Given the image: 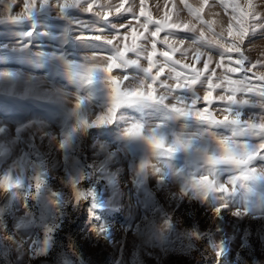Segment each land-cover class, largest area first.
I'll list each match as a JSON object with an SVG mask.
<instances>
[{
  "label": "snow or ice",
  "instance_id": "1",
  "mask_svg": "<svg viewBox=\"0 0 264 264\" xmlns=\"http://www.w3.org/2000/svg\"><path fill=\"white\" fill-rule=\"evenodd\" d=\"M217 7L220 12L213 11ZM156 8L162 11L159 17L148 9L146 0L138 4L133 0H0V22L32 20L45 10H54L65 21L63 30L52 36L58 43L37 53L60 62L79 85L68 110L74 123L61 133V149L90 128L120 124L125 140L139 141L146 149L136 170L138 182L148 174L161 181L182 174L181 195L201 201L264 182V51L256 57L248 55L257 35L253 25L264 23V0H198L195 4L181 0L179 9L165 0ZM76 12L87 13L90 19ZM181 12L190 20H181ZM219 17L223 19L218 25ZM25 35L32 36L33 31ZM81 44L90 51L73 58L68 46ZM177 54L188 62L177 59ZM18 78L19 73L0 69V81ZM98 90L106 95L99 110L93 111ZM130 109L139 115H126ZM178 154L187 157L182 169L173 164ZM43 167L32 165L26 196L33 191V181L35 197L47 187L48 173L37 174ZM19 168L0 173V191L24 187V166ZM86 179L68 178L71 202L74 206L89 203L90 219L99 220L95 209L103 204L97 202L94 188L84 186ZM51 197L58 207L65 203L60 193L52 192ZM226 207L217 203L213 211L219 214ZM248 211L237 208L234 214ZM57 227L46 228L36 256L48 254ZM172 227L169 217L163 228ZM91 231L107 238L111 229L101 222L94 223ZM190 235L200 237L195 231ZM223 254L221 246L217 258Z\"/></svg>",
  "mask_w": 264,
  "mask_h": 264
},
{
  "label": "rangeland",
  "instance_id": "2",
  "mask_svg": "<svg viewBox=\"0 0 264 264\" xmlns=\"http://www.w3.org/2000/svg\"><path fill=\"white\" fill-rule=\"evenodd\" d=\"M171 2L179 9L181 0ZM164 3L146 0L155 17L162 15L156 5ZM169 11L175 18L171 6ZM74 14L90 19L87 13ZM180 19L190 17L181 12ZM222 19L217 18L218 25ZM64 26V19L54 10L20 23L0 22V69L19 73L16 80L0 81V127L4 128L0 132V173L13 168L19 171L22 164L25 177L21 189L0 191V264H264V182L237 187L207 201L181 195L182 174L163 181L148 174L138 182L136 170L146 149L139 141L125 140L120 124L90 128L77 134L66 149L59 147L61 133L74 123L68 110L79 85L60 62L37 53L51 50L58 43L52 36ZM30 30L33 35H25ZM253 30L257 35L248 46V55L256 57L264 51V39H259L264 36V23L257 21ZM68 51L78 59L90 49L81 44L68 46ZM176 58L188 62L179 54ZM61 93L69 95L65 98ZM105 95L103 90L96 91L93 111L99 110ZM125 111L126 115H139L131 109ZM40 163L44 167L37 174L46 171L48 185L35 197L33 181V191L26 196L32 165ZM186 163L185 154L173 160L177 169ZM70 176H84V186L94 188L97 202L103 204L95 209L99 220L90 219L89 203L74 206L71 202ZM52 192L61 194L62 206L52 203ZM217 203L227 204L219 214L213 211ZM237 208L249 211L237 216ZM169 217L173 227L164 229ZM101 222L110 226L107 238L91 231L94 223ZM50 225L58 227L48 254L36 256L37 242L43 240ZM194 231L200 233L199 238L190 235ZM221 246L224 254L218 259Z\"/></svg>",
  "mask_w": 264,
  "mask_h": 264
}]
</instances>
